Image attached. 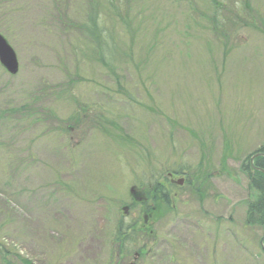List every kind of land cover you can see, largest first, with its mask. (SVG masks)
Listing matches in <instances>:
<instances>
[{
    "label": "rangeland",
    "instance_id": "1",
    "mask_svg": "<svg viewBox=\"0 0 264 264\" xmlns=\"http://www.w3.org/2000/svg\"><path fill=\"white\" fill-rule=\"evenodd\" d=\"M0 34V264H107L127 224L121 264H264V0H0ZM166 172L143 227L129 188Z\"/></svg>",
    "mask_w": 264,
    "mask_h": 264
},
{
    "label": "trees",
    "instance_id": "2",
    "mask_svg": "<svg viewBox=\"0 0 264 264\" xmlns=\"http://www.w3.org/2000/svg\"><path fill=\"white\" fill-rule=\"evenodd\" d=\"M91 24L97 23L96 19L90 18ZM96 25V24H95ZM100 43V41H99ZM100 56H104L102 53ZM257 151L264 152V146L260 147ZM256 166L264 169V157H257L254 160ZM244 172L246 174V178L248 180V186L251 187L254 191H256V196L252 202L248 203L247 208V216L246 223L249 225H264V175L256 170H252L249 163L244 167ZM161 191L155 185L152 189L147 190L148 200L157 206L154 195L160 194ZM135 205V204H134ZM133 205V206H134ZM158 208V206L156 207ZM139 220V219H138ZM140 232L142 231L141 226L138 229ZM138 236V231L133 225H125L122 226V229L117 231V238H115L113 246L110 249V259L107 264H121L118 261L122 258H126L134 252V247L131 246V241L134 236ZM136 239V238H135ZM137 240V239H136ZM135 241V240H134ZM134 243V242H133ZM116 245V248L114 247ZM138 251V250H135ZM140 253V251H138Z\"/></svg>",
    "mask_w": 264,
    "mask_h": 264
},
{
    "label": "flooded vegetation",
    "instance_id": "3",
    "mask_svg": "<svg viewBox=\"0 0 264 264\" xmlns=\"http://www.w3.org/2000/svg\"><path fill=\"white\" fill-rule=\"evenodd\" d=\"M165 175H166V179L164 180V182L160 183V181H162V179L159 178V182L156 183V186L161 191V193L159 195L161 197H163L167 202H169V200H171V197H170L171 194L168 192V187L166 185L168 184V185H171V186L181 187L185 183H188V180H190L189 179L190 177L187 176L185 172H180V173H178V172H166ZM173 194L174 195L172 197L175 198L176 197V192H173ZM145 195L147 196L146 192H145ZM139 203L140 204H138V206L140 207L142 215H143V224L146 225V223L148 221L147 213H149V211L152 210L153 208H154V211L155 210L157 211V209H156V206H154L153 204H149L148 203V199H147L146 202L144 201V202H139ZM131 205H133V203ZM130 207L131 206H128L127 210H129ZM172 207H174V205H172ZM148 235H149V232L146 233L144 230H142L140 232V235L138 236V239L141 240L142 242H144V239L146 237H148Z\"/></svg>",
    "mask_w": 264,
    "mask_h": 264
},
{
    "label": "water",
    "instance_id": "4",
    "mask_svg": "<svg viewBox=\"0 0 264 264\" xmlns=\"http://www.w3.org/2000/svg\"><path fill=\"white\" fill-rule=\"evenodd\" d=\"M0 63L9 73L15 74L17 72L18 62H17L16 54L1 34H0ZM256 157H264V153L263 152H256V153H253L249 157V163L252 166V168L261 172L264 175V169L256 167L253 165V160ZM129 193L135 201L144 200L143 195L140 192H137L135 187H131L129 189ZM126 210H127V208L123 207V211L126 212ZM263 238H264V236L260 239L259 244H260L262 250L264 251Z\"/></svg>",
    "mask_w": 264,
    "mask_h": 264
}]
</instances>
